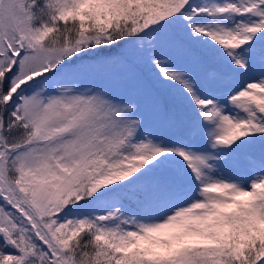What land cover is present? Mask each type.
<instances>
[{
    "label": "snow or ice",
    "instance_id": "1",
    "mask_svg": "<svg viewBox=\"0 0 264 264\" xmlns=\"http://www.w3.org/2000/svg\"><path fill=\"white\" fill-rule=\"evenodd\" d=\"M0 264H264V0H0Z\"/></svg>",
    "mask_w": 264,
    "mask_h": 264
}]
</instances>
